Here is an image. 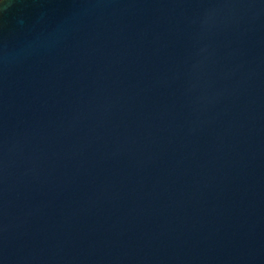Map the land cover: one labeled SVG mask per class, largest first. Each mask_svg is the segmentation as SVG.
I'll return each mask as SVG.
<instances>
[{
	"label": "water",
	"instance_id": "obj_1",
	"mask_svg": "<svg viewBox=\"0 0 264 264\" xmlns=\"http://www.w3.org/2000/svg\"><path fill=\"white\" fill-rule=\"evenodd\" d=\"M0 264H264V0H0Z\"/></svg>",
	"mask_w": 264,
	"mask_h": 264
}]
</instances>
